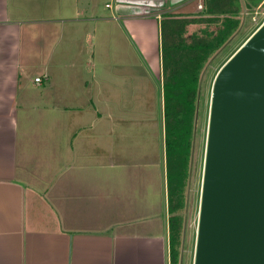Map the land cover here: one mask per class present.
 Here are the masks:
<instances>
[{
    "label": "crops",
    "instance_id": "obj_1",
    "mask_svg": "<svg viewBox=\"0 0 264 264\" xmlns=\"http://www.w3.org/2000/svg\"><path fill=\"white\" fill-rule=\"evenodd\" d=\"M206 2L0 0V264H170L174 212L157 209L164 161H108L107 151L93 159L86 146L103 132L102 121L94 126L102 112L89 81L55 77L71 66L56 43L112 5L107 18L144 53L158 52L161 15Z\"/></svg>",
    "mask_w": 264,
    "mask_h": 264
},
{
    "label": "rangeland",
    "instance_id": "obj_2",
    "mask_svg": "<svg viewBox=\"0 0 264 264\" xmlns=\"http://www.w3.org/2000/svg\"><path fill=\"white\" fill-rule=\"evenodd\" d=\"M219 2L220 9L227 10L223 14L207 13L205 5L197 4L191 5L194 7L193 10L181 18L191 21L188 25L189 33L205 27L214 29L218 22H208L206 18L228 15L231 13L229 9L232 5L237 3L238 6L237 29L209 57L200 71L189 153L185 162L179 165L172 163L165 153L161 90L163 73L159 51L161 34L158 35V52L151 47L150 53H144L119 19L107 18L111 15L115 16V11L118 12L111 5L110 8L98 7V13H94L90 21L83 23L85 29L80 23H75V37L64 36L58 44L56 43L61 49V63H70L71 66L58 71L55 77L68 76L77 79V82L89 81L91 84L89 90L92 91L94 99L98 100L94 102V106L102 112L101 119L94 126H99V121H102L103 124L100 126L103 127V132L100 133L97 129L99 138L92 144L87 143L86 146L89 151L91 148L93 159L98 155L104 159L107 151L108 161H160L161 165V161H164V207L159 205V202L155 204H158L157 209L163 210V217L165 212L167 216L171 214L170 196H168L170 176L181 177L184 185L180 198L178 199L179 196L175 194L180 193L176 186L171 190V201L183 202L178 211L174 212L178 214L181 229L177 264H193L208 112L214 76L229 56L264 21V0H219ZM169 12H177V9L167 11L164 18ZM162 16L163 14L160 20L164 19ZM158 31L160 33V30ZM52 44L50 42L51 46ZM64 48L67 50L64 51ZM51 71L53 72L52 68L49 70L50 74ZM77 88L81 87L77 86ZM78 95L84 96L83 93ZM79 151L82 152V149L80 148ZM80 156L84 155L80 154ZM157 183L161 193L162 183L159 180ZM156 198L158 201V196ZM162 199L160 196V202ZM132 228V230L138 229L139 226L134 225Z\"/></svg>",
    "mask_w": 264,
    "mask_h": 264
},
{
    "label": "water",
    "instance_id": "obj_3",
    "mask_svg": "<svg viewBox=\"0 0 264 264\" xmlns=\"http://www.w3.org/2000/svg\"><path fill=\"white\" fill-rule=\"evenodd\" d=\"M193 264H264V21L213 79Z\"/></svg>",
    "mask_w": 264,
    "mask_h": 264
},
{
    "label": "trees",
    "instance_id": "obj_4",
    "mask_svg": "<svg viewBox=\"0 0 264 264\" xmlns=\"http://www.w3.org/2000/svg\"><path fill=\"white\" fill-rule=\"evenodd\" d=\"M219 0H207V13L221 11L213 7ZM230 14L219 17L214 15L205 20L217 23L214 29L208 27L188 32L190 20L172 15L163 17L160 21V59L163 73L162 102L165 129V148L167 158L179 165L184 163L189 153V140L192 136V127L195 111V101L200 71L209 57L232 35L239 25L236 13L238 8H230ZM226 12V11H223ZM183 156V157H182ZM168 190L169 209L178 211L183 204L171 201V190L176 186L180 193L183 181L178 177L170 176ZM173 183V185H172ZM174 203V205H173ZM178 214L170 218L168 236L170 264L179 261V247L181 229Z\"/></svg>",
    "mask_w": 264,
    "mask_h": 264
},
{
    "label": "built area",
    "instance_id": "obj_5",
    "mask_svg": "<svg viewBox=\"0 0 264 264\" xmlns=\"http://www.w3.org/2000/svg\"><path fill=\"white\" fill-rule=\"evenodd\" d=\"M106 5H108V4H106ZM36 81H40L41 80V78L38 76V77H35L34 78Z\"/></svg>",
    "mask_w": 264,
    "mask_h": 264
}]
</instances>
